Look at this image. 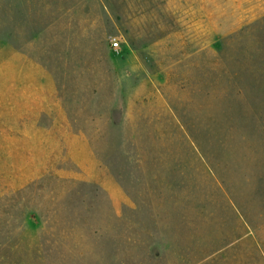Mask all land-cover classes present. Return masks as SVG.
Here are the masks:
<instances>
[{
    "label": "rangeland",
    "instance_id": "374dc122",
    "mask_svg": "<svg viewBox=\"0 0 264 264\" xmlns=\"http://www.w3.org/2000/svg\"><path fill=\"white\" fill-rule=\"evenodd\" d=\"M0 264H264V0H0Z\"/></svg>",
    "mask_w": 264,
    "mask_h": 264
},
{
    "label": "built area",
    "instance_id": "2783aa9c",
    "mask_svg": "<svg viewBox=\"0 0 264 264\" xmlns=\"http://www.w3.org/2000/svg\"><path fill=\"white\" fill-rule=\"evenodd\" d=\"M113 46H117V43H116V42H114V43H113Z\"/></svg>",
    "mask_w": 264,
    "mask_h": 264
}]
</instances>
